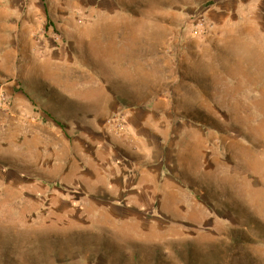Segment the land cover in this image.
Masks as SVG:
<instances>
[{
  "label": "rangeland",
  "instance_id": "obj_1",
  "mask_svg": "<svg viewBox=\"0 0 264 264\" xmlns=\"http://www.w3.org/2000/svg\"><path fill=\"white\" fill-rule=\"evenodd\" d=\"M0 264H264V0H0Z\"/></svg>",
  "mask_w": 264,
  "mask_h": 264
},
{
  "label": "bare ground",
  "instance_id": "obj_2",
  "mask_svg": "<svg viewBox=\"0 0 264 264\" xmlns=\"http://www.w3.org/2000/svg\"><path fill=\"white\" fill-rule=\"evenodd\" d=\"M168 174H172V173H170V171H168ZM167 179H168V178H167ZM155 184H156V183H155ZM140 191H141V190H140ZM141 193H142V192H141ZM141 193H140V194H141ZM90 199L92 200V198H90ZM93 200H94V199H93ZM95 200H96V199H95ZM95 200H94V201H95ZM189 200H190V199H189ZM97 201H98V200H97ZM94 203H95V202H94ZM101 204H102V202H101ZM192 205H193V203H192ZM102 206H103V205H102ZM177 206H178V205H177ZM99 207H100V206H99ZM118 221H119V220H118ZM123 222H124V221H123ZM116 223H117V221H116ZM134 223H135V222H134ZM119 224H120V222H119ZM120 225H121V224H120ZM124 226H125V224H124ZM124 226H122V227H124ZM129 226H130V225H129ZM109 228H110V227H109ZM135 228H136V226H135ZM129 229H130V227H129ZM129 229H128V231H129ZM139 230H140V229H139ZM118 231H119V230H118ZM135 231H136V230H135ZM125 232H126V231L124 230V233H125ZM131 232H132V231H131ZM124 233H122V238L124 237V239H125L126 236H124ZM126 233H127V232H126ZM133 233H134V232H133ZM140 233H141V232H140ZM127 234H128V233H127ZM127 234H126V235H127ZM132 235H133V234H132ZM129 236H130V235H129ZM149 237H150V236H149ZM159 237H160V236H159ZM159 237H158V238H159ZM134 238H135V237H134Z\"/></svg>",
  "mask_w": 264,
  "mask_h": 264
}]
</instances>
